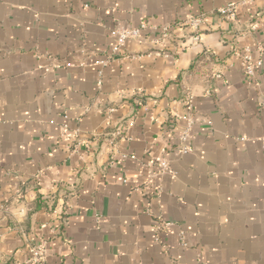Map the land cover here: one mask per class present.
Returning a JSON list of instances; mask_svg holds the SVG:
<instances>
[{
  "label": "crops",
  "instance_id": "0c3cea01",
  "mask_svg": "<svg viewBox=\"0 0 264 264\" xmlns=\"http://www.w3.org/2000/svg\"><path fill=\"white\" fill-rule=\"evenodd\" d=\"M42 241L48 264H264V0H0V264Z\"/></svg>",
  "mask_w": 264,
  "mask_h": 264
},
{
  "label": "built area",
  "instance_id": "2783aa9c",
  "mask_svg": "<svg viewBox=\"0 0 264 264\" xmlns=\"http://www.w3.org/2000/svg\"><path fill=\"white\" fill-rule=\"evenodd\" d=\"M236 10V4L230 3L226 7L221 8L220 12L225 15L228 19H234L236 17L235 14ZM204 22L203 16L198 17H190L186 20V25L192 30L193 39L196 41L199 38L198 32L201 29V24ZM150 23L148 21L143 22L138 27H132L130 25L125 24H118L116 26V33H117V42L114 46L113 52L116 53L120 50L121 46L126 42L127 39L135 38L139 36L143 31L150 28ZM252 29H255V26H252ZM171 37V31H170V25L163 26V34L162 38L158 40L159 43H163L167 38ZM235 54L239 57L241 60V64L243 67V70L247 77L254 78L260 68L262 67L263 61H262V53L255 55L253 50L249 47H244L243 49L235 50ZM220 76V75H218ZM101 83V82H100ZM192 95L186 94L185 96V103L187 105V108L190 111V114L188 117H186L187 125L185 126L182 135L180 136V142L178 144V153L180 155H185L190 152H192V147L187 144V138L189 137V132L191 128L193 127L195 123L194 115H192L191 111L193 110L192 105ZM124 127H119L116 131V137L122 136L124 132ZM63 133L65 135L68 134V125H65L63 127ZM73 135L78 136L81 131L80 129H76L73 132ZM91 142V141H90ZM86 142V146L90 147L91 143ZM111 162L114 161L116 154H117V143L113 141L111 143ZM159 165H160V174H165L167 169L169 168V161L165 157L159 158ZM158 193H161V190L158 191ZM24 210H21L23 212ZM31 257L30 259L35 262L36 264H48L47 263V247L45 241H42L39 244H35L31 247Z\"/></svg>",
  "mask_w": 264,
  "mask_h": 264
}]
</instances>
